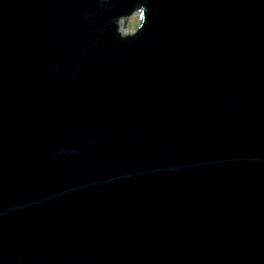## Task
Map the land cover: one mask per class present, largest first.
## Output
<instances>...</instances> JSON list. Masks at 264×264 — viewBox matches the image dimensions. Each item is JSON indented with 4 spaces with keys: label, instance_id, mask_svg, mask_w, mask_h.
<instances>
[{
    "label": "water",
    "instance_id": "95a60500",
    "mask_svg": "<svg viewBox=\"0 0 264 264\" xmlns=\"http://www.w3.org/2000/svg\"><path fill=\"white\" fill-rule=\"evenodd\" d=\"M0 264H264V0H0Z\"/></svg>",
    "mask_w": 264,
    "mask_h": 264
}]
</instances>
